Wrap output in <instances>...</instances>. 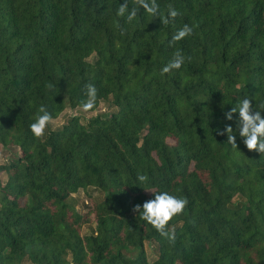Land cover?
<instances>
[{"label":"trees","instance_id":"trees-1","mask_svg":"<svg viewBox=\"0 0 264 264\" xmlns=\"http://www.w3.org/2000/svg\"><path fill=\"white\" fill-rule=\"evenodd\" d=\"M123 3L0 0V150H18L0 164V264H264V155L245 147L238 113L225 118L264 102V0H157L180 13L168 25L143 9L128 22ZM185 24L193 34L172 44ZM176 50L185 63L162 75ZM87 84L89 112L112 110L35 138L38 109L83 110ZM164 191L188 200L174 241L133 211Z\"/></svg>","mask_w":264,"mask_h":264},{"label":"clouds","instance_id":"clouds-1","mask_svg":"<svg viewBox=\"0 0 264 264\" xmlns=\"http://www.w3.org/2000/svg\"><path fill=\"white\" fill-rule=\"evenodd\" d=\"M135 5L138 7H132L129 9L128 0H124L117 10L118 16H125L127 13L128 22H132L138 16L139 10L143 9L144 12L151 16H159L163 25H168L170 20L180 15V13L169 4L168 15L162 16L160 14V7L157 0H134ZM121 29V34H123ZM193 34V28L185 24L180 28L172 37L171 43L174 44L177 41H181L184 38ZM185 56L181 50H176L172 59L161 69V74H168L173 70H179L185 63ZM49 90H53L54 86L49 84L47 86ZM86 100L83 101L81 107L83 111L89 112L93 110L97 103L98 90L93 84L86 85ZM259 110H254L252 106V100L244 98L239 101L237 107H232L230 112L225 113V118L228 121L233 119V114L238 113L239 119L237 121V130L239 136L242 138L243 143L248 151L257 152L264 155V116L261 112L264 111V102L258 105ZM53 116L41 106L38 109L35 121L30 125V131L35 138L43 137L45 130L52 122ZM227 134V142L237 149L236 137L233 132V128L230 125H225L224 130H218V135ZM137 179L141 182H147V175H138ZM188 204L187 198H181L169 194L168 192H158L154 194V199L148 200L141 205L134 206L133 211L139 213L140 219L151 225L161 237L168 239L169 241L175 240V232L168 230L169 222L176 216L181 215L184 212Z\"/></svg>","mask_w":264,"mask_h":264},{"label":"rangeland","instance_id":"rangeland-1","mask_svg":"<svg viewBox=\"0 0 264 264\" xmlns=\"http://www.w3.org/2000/svg\"><path fill=\"white\" fill-rule=\"evenodd\" d=\"M111 110L112 109L109 107L108 103H101L98 109L91 113L84 112L83 110L79 108L75 110L67 108L63 111V113H61V115L58 116V118L52 120L50 125L52 128H57V127L62 126L64 123H66V121L70 117H80L84 120H88L90 118H93L97 114L99 115L104 112L109 113ZM17 154H18V150L16 148H6V149L0 150V164H6L9 159H12V157H14ZM1 178L5 179V174H2ZM92 195H93V198L96 197L95 192L92 193ZM76 199H77L76 210L81 215H85L91 207V203H92L91 200H89V198H87L84 194H80L79 196L76 197ZM89 227L90 226L85 225L83 227V233H88L90 231ZM145 250H146L149 261H152L156 258L155 253L153 252V248L149 243L145 245Z\"/></svg>","mask_w":264,"mask_h":264}]
</instances>
